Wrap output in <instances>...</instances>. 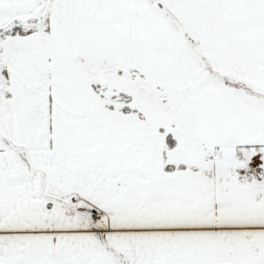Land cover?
Here are the masks:
<instances>
[{"label": "snow or ice", "instance_id": "obj_1", "mask_svg": "<svg viewBox=\"0 0 264 264\" xmlns=\"http://www.w3.org/2000/svg\"><path fill=\"white\" fill-rule=\"evenodd\" d=\"M0 264H264V0H0Z\"/></svg>", "mask_w": 264, "mask_h": 264}]
</instances>
